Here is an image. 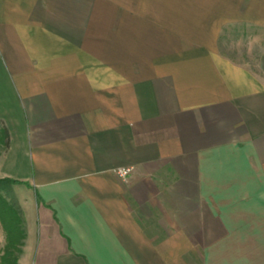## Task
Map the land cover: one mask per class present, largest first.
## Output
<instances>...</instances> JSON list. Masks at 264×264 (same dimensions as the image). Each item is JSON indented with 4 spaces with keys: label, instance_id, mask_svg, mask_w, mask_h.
I'll list each match as a JSON object with an SVG mask.
<instances>
[{
    "label": "crops",
    "instance_id": "crops-1",
    "mask_svg": "<svg viewBox=\"0 0 264 264\" xmlns=\"http://www.w3.org/2000/svg\"><path fill=\"white\" fill-rule=\"evenodd\" d=\"M0 123L17 264H264V0H0Z\"/></svg>",
    "mask_w": 264,
    "mask_h": 264
},
{
    "label": "trees",
    "instance_id": "trees-1",
    "mask_svg": "<svg viewBox=\"0 0 264 264\" xmlns=\"http://www.w3.org/2000/svg\"><path fill=\"white\" fill-rule=\"evenodd\" d=\"M10 135L5 126L0 123V148L8 149ZM21 182L13 179H0V222L6 233V246L1 258V264H17L19 254L26 239L25 219L19 203L10 202L1 192Z\"/></svg>",
    "mask_w": 264,
    "mask_h": 264
},
{
    "label": "rangeland",
    "instance_id": "rangeland-1",
    "mask_svg": "<svg viewBox=\"0 0 264 264\" xmlns=\"http://www.w3.org/2000/svg\"><path fill=\"white\" fill-rule=\"evenodd\" d=\"M3 150V148H0V151ZM10 202L16 203L18 202L16 193L14 190H11L10 188H6L1 192ZM19 203V202H18ZM21 207V206H20ZM24 216V215H23ZM4 242H6V233L5 230L0 222V264H1V258L4 253Z\"/></svg>",
    "mask_w": 264,
    "mask_h": 264
},
{
    "label": "built area",
    "instance_id": "built-area-1",
    "mask_svg": "<svg viewBox=\"0 0 264 264\" xmlns=\"http://www.w3.org/2000/svg\"><path fill=\"white\" fill-rule=\"evenodd\" d=\"M131 172V169H121L118 171V174L121 176V177H126L127 175H129Z\"/></svg>",
    "mask_w": 264,
    "mask_h": 264
}]
</instances>
